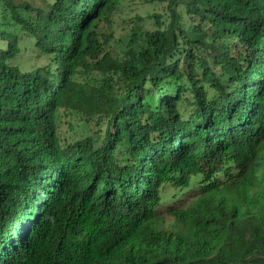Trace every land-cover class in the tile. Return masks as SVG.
Listing matches in <instances>:
<instances>
[{"label": "trees", "instance_id": "16d2710c", "mask_svg": "<svg viewBox=\"0 0 264 264\" xmlns=\"http://www.w3.org/2000/svg\"><path fill=\"white\" fill-rule=\"evenodd\" d=\"M37 1L0 0V264H264V0H167L117 54L121 0Z\"/></svg>", "mask_w": 264, "mask_h": 264}, {"label": "rangeland", "instance_id": "374dc122", "mask_svg": "<svg viewBox=\"0 0 264 264\" xmlns=\"http://www.w3.org/2000/svg\"><path fill=\"white\" fill-rule=\"evenodd\" d=\"M42 3L38 0L37 3ZM167 0H121L119 8L115 11L112 22H103L101 29L110 36V50L115 54L125 51L126 42L134 26H142L145 29H155L158 25L154 14H163L166 10ZM27 59V68H31L43 62L41 58H33L29 53L24 54ZM61 136L65 140L78 139L88 133L84 121L78 113H71V110H60L58 115ZM178 188L166 187L164 190V198L171 204L179 203V199L184 198ZM174 196L173 198L171 196ZM191 195V192L190 194ZM172 198V199H171ZM167 203H161V209H164Z\"/></svg>", "mask_w": 264, "mask_h": 264}]
</instances>
